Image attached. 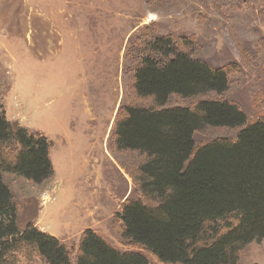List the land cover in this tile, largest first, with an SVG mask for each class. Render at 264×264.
Segmentation results:
<instances>
[{
    "label": "rangeland",
    "instance_id": "obj_1",
    "mask_svg": "<svg viewBox=\"0 0 264 264\" xmlns=\"http://www.w3.org/2000/svg\"><path fill=\"white\" fill-rule=\"evenodd\" d=\"M158 37L228 74L221 95L171 96L162 108L227 101L247 124L264 118V0H0V104L13 128L47 138L54 172L39 186L12 175L4 182L19 225L58 239L71 264L86 229L119 252L165 264L122 237V204L149 201L136 183L144 157L113 144L125 107L159 108L133 89L134 70ZM239 131L205 128L194 143L233 141ZM239 262L264 264V240L242 250ZM6 264L41 263L26 252Z\"/></svg>",
    "mask_w": 264,
    "mask_h": 264
},
{
    "label": "trees",
    "instance_id": "obj_2",
    "mask_svg": "<svg viewBox=\"0 0 264 264\" xmlns=\"http://www.w3.org/2000/svg\"><path fill=\"white\" fill-rule=\"evenodd\" d=\"M133 73V89L159 108L127 106L116 121L117 151L144 157L136 178L141 200L122 204L116 217L122 237L165 264H240V252L264 240V118L247 124L233 103L206 100L193 108H162L182 99L227 90L228 74L188 53L170 37L148 43ZM205 128H239L232 140L196 147ZM51 144L40 133L13 128L0 104V264L13 254L32 253L41 264H71L58 239L35 224L18 222L5 175L39 186L53 176ZM224 225L219 231V224ZM74 264H149L138 253H122L90 229L84 230Z\"/></svg>",
    "mask_w": 264,
    "mask_h": 264
},
{
    "label": "bare ground",
    "instance_id": "obj_3",
    "mask_svg": "<svg viewBox=\"0 0 264 264\" xmlns=\"http://www.w3.org/2000/svg\"><path fill=\"white\" fill-rule=\"evenodd\" d=\"M129 39H130V37L122 38V39H120V42H121V43H123V42H128ZM121 43H120V44H121ZM116 67H117V66H116Z\"/></svg>",
    "mask_w": 264,
    "mask_h": 264
}]
</instances>
